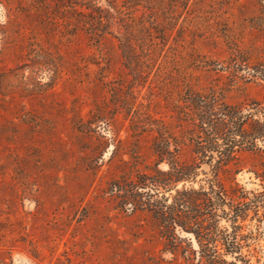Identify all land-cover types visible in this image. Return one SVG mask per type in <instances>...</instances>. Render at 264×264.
Wrapping results in <instances>:
<instances>
[{"label":"rangeland","instance_id":"374dc122","mask_svg":"<svg viewBox=\"0 0 264 264\" xmlns=\"http://www.w3.org/2000/svg\"><path fill=\"white\" fill-rule=\"evenodd\" d=\"M177 1L178 8L166 7L179 21L211 22L214 29L219 22L227 26L222 30L232 23L239 45L262 44L263 35L250 23L256 2L190 0L188 11L185 0ZM55 2L0 0V264H145L159 241L146 215L119 212L106 193L119 173L117 160H110L113 146L97 154L98 141L74 123L102 114L109 122L102 129L106 138H118L123 150L146 164L152 161L151 135H132L125 109L112 98L111 90L128 85L116 40L94 44L81 33L70 35L64 3ZM131 13L144 20L141 8ZM202 13L207 17H198ZM207 29L183 30L178 51L224 59L223 40L207 41ZM198 80L199 88L209 81ZM142 96L159 117L158 98H149L146 88ZM245 96L261 98L263 91L251 84L229 101ZM237 180L247 190L259 188L249 173ZM260 246L264 264V239Z\"/></svg>","mask_w":264,"mask_h":264},{"label":"trees","instance_id":"16d2710c","mask_svg":"<svg viewBox=\"0 0 264 264\" xmlns=\"http://www.w3.org/2000/svg\"><path fill=\"white\" fill-rule=\"evenodd\" d=\"M57 1L64 3L62 18L70 35L81 33L94 44L116 40L128 85L124 91L111 90L112 98L125 109L132 135H151L152 161L146 164L135 152L123 150L118 138H106L102 129L109 122L102 114L74 123L98 141L97 154L113 146L110 160H117L119 173L106 193L119 212L146 215L159 241L145 264H259L264 239V0H252L257 6L250 14L251 27L263 35L258 46L239 45L232 23L222 30L227 26L219 22L214 29L211 22L189 26V20L179 21L166 7L178 8L177 0ZM225 1L229 6L234 0ZM140 8L144 20L138 21L131 12ZM207 26V41L223 40L224 59L178 51L183 30L207 32ZM199 78L209 80L204 88ZM251 84L261 88V98L229 101ZM144 88L149 98H158L159 117L138 99ZM244 172L259 188L247 190L238 182Z\"/></svg>","mask_w":264,"mask_h":264}]
</instances>
